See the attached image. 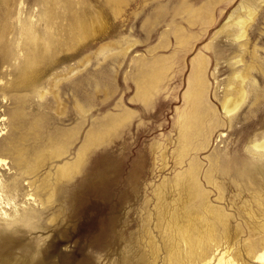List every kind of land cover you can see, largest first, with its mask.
I'll return each instance as SVG.
<instances>
[{
  "label": "rangeland",
  "instance_id": "obj_1",
  "mask_svg": "<svg viewBox=\"0 0 264 264\" xmlns=\"http://www.w3.org/2000/svg\"><path fill=\"white\" fill-rule=\"evenodd\" d=\"M0 45V156L10 164L15 142L39 163L29 175L37 199L5 208L40 211L12 233L10 264L29 250L45 264H169L170 249L186 256L171 234L183 223L250 257L247 241L264 236V156L252 148L264 140V0H0ZM197 59L204 92L190 113ZM238 87L247 93L226 114Z\"/></svg>",
  "mask_w": 264,
  "mask_h": 264
},
{
  "label": "bare ground",
  "instance_id": "obj_2",
  "mask_svg": "<svg viewBox=\"0 0 264 264\" xmlns=\"http://www.w3.org/2000/svg\"><path fill=\"white\" fill-rule=\"evenodd\" d=\"M55 1V0H54ZM66 1V0H65ZM72 1V0H71ZM54 3V2H53ZM49 4V3H48ZM53 8V7H52ZM69 8V7H68ZM250 12V11H249ZM52 13V12H51ZM43 14L44 11H43ZM57 16V15H56ZM41 18L46 21L45 24L48 25L49 22L52 19V15H41ZM75 19V18H74ZM83 19V18H82ZM54 20V19H53ZM247 20H242V18L238 19V21H236V23L239 25L241 31L239 32V34H237V37H241V36H245L244 32V24ZM53 22V21H52ZM72 23V22H71ZM247 24V23H246ZM236 25V24H235ZM26 26V24L24 25V27ZM27 28V27H26ZM48 28V26H47ZM50 28V27H49ZM57 28V27H56ZM84 28V27H83ZM28 30L26 31V36L27 39H31L32 41V47L34 48L35 45H37V39L39 38L36 34H35V30L33 28V24H29V27L27 28ZM239 29V30H240ZM47 31V29H46ZM25 32V31H24ZM52 34V33H51ZM236 36V35H235ZM25 37V36H24ZM45 37V36H44ZM26 38V37H25ZM46 39V38H45ZM237 39V38H236ZM2 40V39H1ZM44 40V39H43ZM42 40V41H43ZM47 40V39H46ZM2 42V41H1ZM27 42V40L25 41ZM46 42V41H43ZM42 42V43H43ZM48 42V41H47ZM4 44V43H2ZM39 44V43H38ZM41 44V43H40ZM49 45V42L47 43ZM43 45V44H42ZM0 45V49H1ZM47 46V45H46ZM32 48V49H33ZM49 48V47H48ZM4 49V47H3ZM38 49V48H37ZM36 49V50H37ZM2 50V49H1ZM0 50V51H1ZM6 50V49H5ZM27 52V51H26ZM34 52V49L32 50V53ZM4 53V52H3ZM2 53V54H3ZM30 52L27 53L26 56V60L25 63H28L30 60H32L31 58H29V56H32L33 54ZM36 53V52H34ZM24 54V53H23ZM29 54V55H28ZM1 56V55H0ZM8 56V55H7ZM38 56V55H37ZM33 57V56H32ZM36 58V56H34ZM42 58V57H41ZM1 59V58H0ZM39 59V58H38ZM2 60V59H1ZM21 61V60H20ZM241 61V60H240ZM196 71L195 73L190 77V85H189V90L186 91V102H188V104L190 105V107L192 106V109H190V113L193 111H198L196 110V105L202 103L201 98L203 97V93L204 92V81L202 80L201 77V72L200 69L203 65V61L202 59H197L196 60ZM34 67V66H33ZM249 68L247 67V69L245 68V72L248 70ZM236 72V71H235ZM234 72V74H235ZM159 73V72H158ZM239 73V72H237ZM237 73L235 75H237ZM241 74V73H239ZM244 74V71H243ZM151 75V74H150ZM248 75V73H247ZM240 76V75H239ZM238 76V80L240 79ZM153 77V76H152ZM159 77V76H158ZM235 77V76H234ZM241 79H245L244 77L240 76ZM248 77V76H245ZM25 78V77H24ZM161 80V79H160ZM244 81V80H243ZM240 85V84H239ZM146 86V85H145ZM242 86V84H241ZM244 86V85H243ZM142 87V86H141ZM231 87V86H230ZM237 90V86H235ZM233 88V87H232ZM239 88V87H238ZM245 88V87H242ZM239 88L238 89V96H234V94H232L233 96L230 95V97L232 98H227L225 95V97L228 99L225 102H223L222 106H223V110L226 114H231V112H233L236 108H238L242 97L244 96L243 94L245 93V91ZM144 89V88H143ZM228 91V90H227ZM227 93V92H226ZM237 93V92H236ZM247 93V91H246ZM138 94V93H137ZM229 95V94H228ZM246 97V96H245ZM225 99V98H224ZM149 100V99H148ZM201 100V101H200ZM245 100V98H244ZM242 103V102H241ZM204 110V109H203ZM207 111V109H206ZM199 112V111H198ZM204 112V111H203ZM189 113V114H190ZM200 113L202 114V112L200 111ZM188 114V115H189ZM187 115V117H188ZM183 116V115H182ZM207 116V115H206ZM207 118V117H205ZM204 118V119H205ZM184 119V118H183ZM186 120V119H184ZM183 120V122H184ZM208 121V120H206ZM186 122V121H185ZM189 122V121H188ZM205 122V121H204ZM216 121H214L215 123ZM187 123V122H186ZM185 123V124H186ZM191 123V122H190ZM200 125V124H199ZM183 126V125H182ZM188 126V125H187ZM198 126V125H197ZM184 127V126H183ZM202 127V126H201ZM200 127V128H201ZM192 127L188 128L189 130ZM196 129V128H195ZM199 129V128H197ZM205 129V128H204ZM187 131V130H186ZM194 131V130H193ZM204 131V130H203ZM183 132V130H182ZM29 133V132H28ZM195 133V131H194ZM197 133V132H196ZM198 134V133H197ZM185 136V135H184ZM192 136V135H191ZM36 137V136H35ZM184 138V137H183ZM182 138V139H183ZM189 140V139H188ZM263 140V139H262ZM180 142V141H179ZM186 146V145H185ZM188 147V146H187ZM250 147V146H249ZM252 148L255 149L256 151H258V158L259 156H264V140L263 141H259V142H255L252 144ZM251 148V149H252ZM183 149V148H182ZM184 150V149H183ZM177 151V150H176ZM186 151V150H185ZM253 151V150H252ZM8 153L12 154V162L9 164V160H6V157H3V154H1L2 156H0V169L1 168H10L13 167L15 168L14 174L12 175H8L7 177H2L0 176V216H9V218L7 217L3 222H0V264H10V259H11V254H12V250L13 247L15 245V243L19 242L17 237L15 238L12 233H15L18 231V229H20V226H29L31 224H33L34 220L33 218L36 216V213L39 210L36 209H25L21 214H19L18 216L13 213V214H9L6 212L5 208H11L13 207L16 209L17 206V202L21 201L23 203H26L25 201H28L30 199L35 200L37 198H35L36 196L34 195V193L36 194V189H35V180L30 179L29 175L37 168V166L39 165L38 163V159L36 160L37 162L31 163L29 162V158L27 156V149H25L24 147H22L21 145H19L18 143L12 142L10 143V146L8 147V150L6 151ZM84 152V151H83ZM83 152H79L78 155V159L77 161H75L73 163V165H70L67 167V164L60 166V171L61 173L65 174L66 171L68 172V168H72V167H76L78 168L79 162L81 160V157L83 155ZM60 153V152H59ZM85 154V153H84ZM61 155V154H59ZM183 158V157H182ZM71 163V164H72ZM218 163V162H217ZM216 163V164H217ZM228 163V162H227ZM190 167L188 168V171L191 174L192 177V183L194 188L193 189H198L199 188V184L198 183L200 180L197 176L196 179V175H197V168H199V164L197 162H191L190 163ZM212 164H215V162H213ZM188 165V164H187ZM208 165V164H207ZM219 165V164H218ZM225 165V164H224ZM233 165V164H232ZM222 166V165H221ZM212 167V166H211ZM213 168V167H212ZM222 169V167H219L218 169ZM226 167H224L223 169H225ZM235 168V166H234ZM69 169V170H70ZM73 169V168H72ZM71 169V170H72ZM215 169V168H213ZM74 170V169H73ZM69 171V172H74V171ZM77 170V169H76ZM75 170V171H76ZM245 170H247V168L245 166H241V171L239 172L241 175L245 174ZM258 170V169H257ZM86 171V170H85ZM224 172V170H221ZM253 171V170H252ZM9 172L10 169H9ZM68 172V173H69ZM222 172V173H223ZM229 170H226V174H228ZM250 173V172H249ZM63 174V175H64ZM180 174V173H177ZM230 174V173H229ZM235 174V173H234ZM253 174V173H252ZM257 174V173H256ZM255 174V175H256ZM209 176V175H208ZM211 176V175H210ZM234 176V175H233ZM257 176V175H256ZM180 177V176H179ZM178 177V178H179ZM245 177V176H244ZM181 178V177H180ZM190 178V177H189ZM213 178V177H212ZM249 178V177H248ZM257 178V177H256ZM241 179V178H240ZM243 179V178H242ZM247 179V178H246ZM256 180V179H254ZM210 181V180H209ZM252 181V180H251ZM189 184V183H188ZM188 186V185H187ZM170 187V186H169ZM186 187V186H185ZM218 188V187H217ZM189 190V189H188ZM181 191V190H180ZM202 191V190H200ZM193 192V191H192ZM194 193V192H193ZM184 194V192H183ZM164 196V195H163ZM184 197V196H183ZM207 198V197H206ZM39 199V198H38ZM202 199V198H201ZM41 201V200H40ZM181 201V200H180ZM199 201V200H198ZM197 201V202H198ZM196 202V203H197ZM187 203V202H186ZM162 204V203H161ZM178 204V203H177ZM163 205V204H162ZM190 205V204H189ZM174 206V205H173ZM189 207V206H188ZM171 208V207H170ZM182 208V207H181ZM200 208V207H199ZM163 209V208H162ZM197 209V208H196ZM158 211V210H157ZM192 211V210H191ZM190 211V212H191ZM204 211V210H203ZM213 211V210H212ZM224 211V210H223ZM247 211V210H246ZM170 212V211H169ZM220 212V211H219ZM40 213V211H39ZM159 213V212H158ZM218 213V212H217ZM221 213V212H220ZM165 214V213H164ZM182 214V213H181ZM185 214V213H184ZM183 214V215H184ZM189 214V213H188ZM157 215V214H156ZM160 215V214H159ZM213 215V214H212ZM198 216V215H197ZM210 216V214H209ZM209 216H207V218H209ZM39 217V216H38ZM36 216V219L38 218ZM79 217V216H78ZM168 218V217H167ZM190 218L191 215H190ZM198 218V217H196ZM218 218V217H216ZM220 218V217H219ZM35 219V220H36ZM114 220V219H113ZM180 220V219H179ZM190 220V219H188ZM192 220V219H191ZM200 220V219H199ZM198 220V221H199ZM223 220V219H222ZM36 222V221H35ZM165 222V221H164ZM163 222V223H164ZM193 222V221H192ZM202 222V221H201ZM228 222V221H227ZM120 223V222H119ZM186 223V221H185ZM195 223V222H194ZM225 223V222H224ZM36 223H34L35 225ZM172 224V223H171ZM191 225V223H188ZM263 224V222H262ZM128 225V224H127ZM184 226V230H182V227ZM180 226H177L176 228L174 227L175 225H173L174 229L171 231V234L173 235L174 238V243H176V238L180 239L181 241H185L187 244L186 247V256L185 258H183V256L181 255H174L177 254L175 253L174 250L170 249L169 250V256H168V261L169 264H264V236L259 238L258 240L255 241H247V252L250 254V257L244 261H239L238 258L233 257V253L229 252L228 249L223 250V251H219L218 249V244L216 243V239L215 235L213 234V230H211V227L208 228V226L205 228V232L202 236H199L197 238H194L192 235H190V233H188V228L187 226H185V224L183 223ZM226 225V224H225ZM192 226V225H191ZM220 226V225H219ZM228 226V225H227ZM253 226V225H252ZM25 227V228H26ZM172 227V226H171ZM198 227V226H197ZM168 228V227H167ZM194 228V227H193ZM196 228V227H195ZM219 228V227H218ZM217 228V229H218ZM22 230H24L23 228H21ZM201 229V228H200ZM20 230V231H22ZM117 230V229H116ZM176 230H178V233L176 235ZM190 230V229H189ZM199 230V229H198ZM222 230V229H219ZM218 230V231H219ZM229 229H226V231ZM264 230V229H263ZM259 231V229H258ZM198 232V231H196ZM203 232V230H202ZM24 233V232H23ZM120 233V232H119ZM123 234V233H122ZM168 234V233H167ZM192 234V233H191ZM194 234V233H193ZM226 234V233H225ZM264 234V233H263ZM227 235V234H226ZM260 235V234H259ZM262 235V234H261ZM22 236V235H20ZM198 236V235H197ZM118 237V235H117ZM114 239V238H113ZM252 239V238H251ZM20 240V239H19ZM23 240V238H22ZM118 242V241H117ZM210 242H215L212 245V251H210L211 249H209L208 251V244ZM173 243V244H174ZM29 244V243H28ZM32 245V244H31ZM26 247V246H25ZM196 247V250H194ZM23 248V246H22ZM27 248V247H26ZM16 249V248H15ZM25 249V248H23ZM22 249V250H23ZM169 249V248H168ZM197 249H200V251L198 252ZM20 250V249H19ZM28 250V249H27ZM40 250V249H39ZM42 251V250H41ZM218 251V252H217ZM228 252V253H227ZM42 253V252H41ZM229 254V255H228ZM34 254L30 253L29 251H26L25 253V258L23 259V261H21L20 264H45L44 261L42 259H35ZM48 256V255H47ZM199 257V259H194ZM47 263V262H46ZM62 263V262H61ZM60 264V263H59Z\"/></svg>",
  "mask_w": 264,
  "mask_h": 264
}]
</instances>
